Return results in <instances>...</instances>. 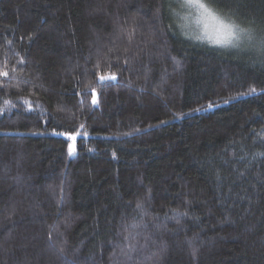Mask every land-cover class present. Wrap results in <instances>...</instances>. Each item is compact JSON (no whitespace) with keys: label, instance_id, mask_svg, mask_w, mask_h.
Masks as SVG:
<instances>
[{"label":"trees","instance_id":"trees-1","mask_svg":"<svg viewBox=\"0 0 264 264\" xmlns=\"http://www.w3.org/2000/svg\"><path fill=\"white\" fill-rule=\"evenodd\" d=\"M180 3L0 0V264H264V56Z\"/></svg>","mask_w":264,"mask_h":264},{"label":"snow or ice","instance_id":"snow-or-ice-1","mask_svg":"<svg viewBox=\"0 0 264 264\" xmlns=\"http://www.w3.org/2000/svg\"><path fill=\"white\" fill-rule=\"evenodd\" d=\"M221 0H181L180 7L195 8L199 11L201 19L205 22L204 27L206 30H210L215 34L216 39L214 43L227 47H240L242 43L248 42V46L256 49L261 56H264V38L256 43H252L253 37L247 33V30L239 28L238 25L228 23L224 18L218 15ZM215 5V6H214ZM223 7H230V5L224 4ZM199 38V37H197ZM264 63V61H262ZM4 75H7L5 73ZM110 79H115V75L112 74ZM101 80L106 79V77L101 76ZM254 92L255 89H252ZM95 99L93 103H95ZM209 107H212L209 104ZM75 139V137H72ZM69 155H72L75 148L69 145ZM137 207H141L138 203Z\"/></svg>","mask_w":264,"mask_h":264},{"label":"rangeland","instance_id":"rangeland-1","mask_svg":"<svg viewBox=\"0 0 264 264\" xmlns=\"http://www.w3.org/2000/svg\"><path fill=\"white\" fill-rule=\"evenodd\" d=\"M181 15V18L186 21V27L189 29V33L191 35L193 34L194 36L199 37V40L208 42L213 45L221 46L213 42L216 39V36L210 30L205 29V22L201 19L199 11L197 9L184 7Z\"/></svg>","mask_w":264,"mask_h":264}]
</instances>
